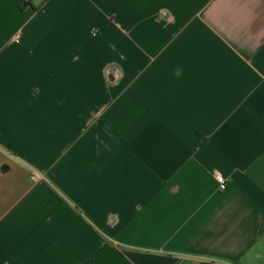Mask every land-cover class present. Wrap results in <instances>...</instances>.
<instances>
[{"label": "crops", "instance_id": "obj_1", "mask_svg": "<svg viewBox=\"0 0 264 264\" xmlns=\"http://www.w3.org/2000/svg\"><path fill=\"white\" fill-rule=\"evenodd\" d=\"M0 264H264V0H0Z\"/></svg>", "mask_w": 264, "mask_h": 264}, {"label": "built area", "instance_id": "obj_2", "mask_svg": "<svg viewBox=\"0 0 264 264\" xmlns=\"http://www.w3.org/2000/svg\"><path fill=\"white\" fill-rule=\"evenodd\" d=\"M36 176H31L30 179L33 181L35 180ZM214 178L217 181L218 185H219V189L221 191L226 190L227 188V184H226V180L224 179V177L220 174V173H215L214 174Z\"/></svg>", "mask_w": 264, "mask_h": 264}]
</instances>
